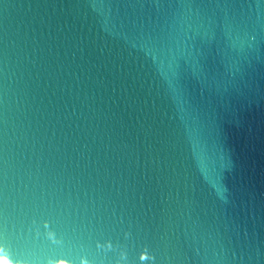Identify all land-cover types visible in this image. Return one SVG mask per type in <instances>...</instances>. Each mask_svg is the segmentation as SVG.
<instances>
[{"label":"water","instance_id":"1","mask_svg":"<svg viewBox=\"0 0 264 264\" xmlns=\"http://www.w3.org/2000/svg\"><path fill=\"white\" fill-rule=\"evenodd\" d=\"M0 261L264 264V0H0Z\"/></svg>","mask_w":264,"mask_h":264},{"label":"snow or ice","instance_id":"2","mask_svg":"<svg viewBox=\"0 0 264 264\" xmlns=\"http://www.w3.org/2000/svg\"><path fill=\"white\" fill-rule=\"evenodd\" d=\"M0 264H6V262L5 261H0Z\"/></svg>","mask_w":264,"mask_h":264}]
</instances>
